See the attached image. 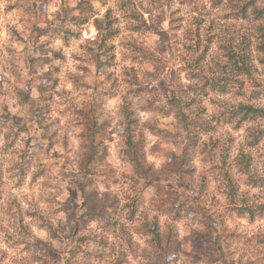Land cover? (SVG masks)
<instances>
[{
    "label": "trees",
    "instance_id": "16d2710c",
    "mask_svg": "<svg viewBox=\"0 0 264 264\" xmlns=\"http://www.w3.org/2000/svg\"><path fill=\"white\" fill-rule=\"evenodd\" d=\"M190 2L195 3V0ZM251 4L252 0H248L240 6L244 16ZM132 5V0L122 1V6L136 19L132 31L141 34L143 40L158 36L159 44L149 47L144 42H133L130 45V63L123 68H130L132 72L125 88L117 84V79L111 81V74L106 73L107 66L116 57L115 47L110 43L116 31L110 27L109 12L93 19L97 36L89 44L87 59H79L92 63H80L81 75L74 76L71 89L56 88L53 69L43 73L47 82L33 88L31 85L22 88L14 84L13 77L1 76L0 104L4 111L0 113V134L4 137L0 145V202L7 180L3 177V166L10 160L8 153L13 155L15 177L11 179H15L17 188L31 185L30 179L34 177L30 170L38 168L35 175L38 170L43 172L45 164L33 165L35 151L32 146L38 134L48 143V155L57 161V175L65 184L64 190L69 191L64 200L52 193L41 195L42 200L48 202L42 207H37L41 199L36 198L32 203L24 193L11 200L17 212H23L14 215L18 217V231H25L30 240L25 239V248L11 256L10 262L94 264L95 260L103 263L107 257L102 251L88 258L92 256L89 251L93 241L91 228L101 226V221L105 220L103 212L109 217L113 209H120L122 223L113 219L100 227L103 235L120 231L118 235L112 234L117 239L115 246L117 243L119 248L112 264H129V259L138 264H264V231L259 247L249 255L242 242L238 247L234 228L228 223L229 219L264 220V173L257 172L254 158V151L264 142V107L211 97L223 108L208 118L206 108L199 101L210 91L224 94L232 82L244 85V78H249V83L253 81L252 89L258 90L249 67L252 60L249 55L253 53L251 39L241 34V47L236 49L231 43L223 44L219 56L216 52L210 55L207 34L196 33L200 47L194 49L190 58H182L187 79L181 82L172 63L174 19L170 11H164V5H161V11L156 7L148 8L145 10L151 16L146 18ZM252 8L256 17H262L264 9ZM76 11L79 15L74 14ZM31 18L34 20L35 14ZM66 18L70 19L71 26L90 21L93 18L91 0H79L73 7L65 9L63 18H58L59 23L49 22L40 27L34 21L25 38L27 58L33 47L31 50L37 58H42L43 62L47 59L45 51L49 53L50 50L44 41H39L42 36H57L64 41L81 38L80 33L75 34L66 27ZM260 33L264 38V25L260 26ZM259 41L257 43L264 51V39ZM209 55L219 72L204 75L201 68L204 57ZM91 66L96 70L104 69L108 76L104 85L90 87L84 83ZM16 68L12 67L8 72L15 74ZM30 70H33L31 65ZM85 88L88 91L86 99L72 98ZM34 89L38 93L35 97L32 95ZM255 95L261 96L259 90ZM6 97H10L20 110H28L31 124L12 115L6 107ZM56 98L64 100L59 104ZM112 101L121 110L122 128L112 138L104 140L102 135L113 127L109 108ZM57 109H60V117L54 115ZM66 114L70 118L67 126L79 130L81 140L78 144L75 141L74 145L68 131L63 134L59 126ZM167 116L173 123V130L157 124ZM218 126H230L233 131L215 137L213 132ZM234 132L246 135V143H238L233 137ZM98 136L101 137L99 141ZM25 137L27 143L22 145ZM170 143L179 145L180 151L163 152L168 160L159 161L160 146ZM111 157L121 166L130 168L125 174L126 184L117 195L114 193L117 189L112 188L118 177L115 165L110 163ZM56 204L64 207L61 214L57 215L53 210ZM28 219H31L30 223ZM198 222H207V225L201 227ZM86 223L90 230L84 227ZM125 223L129 226L125 227ZM180 224L194 226L186 237L192 244L190 251L183 247L186 241L179 231ZM30 226L34 230L32 233L45 234L44 242L29 232ZM136 237L147 246L143 254L136 244ZM239 237L245 239L242 234ZM54 241L59 243L58 248Z\"/></svg>",
    "mask_w": 264,
    "mask_h": 264
},
{
    "label": "rangeland",
    "instance_id": "374dc122",
    "mask_svg": "<svg viewBox=\"0 0 264 264\" xmlns=\"http://www.w3.org/2000/svg\"><path fill=\"white\" fill-rule=\"evenodd\" d=\"M78 1L79 0H0V79L2 75H5L7 78L13 77L15 80L14 84H17L22 88L31 85L33 88L40 83L44 84L47 82L43 73L47 70H50L51 72V69H53V76H55L57 80L56 88L61 90L71 89L73 87L74 76L81 75L78 69L80 63L83 62L88 65L89 63H92L88 61L84 62V60L79 59L81 57L87 59V52L91 47L89 44L97 36V31L93 25V19L95 17H102L109 12L108 19L111 22L110 27L112 26L116 31V35L110 39V43L115 47L114 51L116 57L115 60H112V63L107 66L106 73L111 74V81L117 79V84H122L125 88L127 85L126 80L132 72L130 68L127 70L123 68L130 63V45L133 42L139 44L144 42L145 45L153 47L157 43L159 44V38L158 36H154L143 40L141 34L132 31L136 19L132 18L131 13L122 6L123 0H91L93 18L90 21L82 25L71 26L70 19L66 18L68 21L66 27L75 34L80 33L81 38L72 37L67 41H64L57 36H52L50 38L42 36L39 38V41H44L50 50L49 53L45 51L47 59L43 62L42 58H37L36 54L31 50L33 47L30 48V57L33 59L31 60L30 57L27 58V43L25 38L30 31V27L34 25L33 22H38L40 27H43L45 23L49 22L55 24L59 23L58 18L59 16L63 18L64 10L73 7ZM247 1L248 0H220L219 2H215L214 0H195V3H191L190 0H132V6L138 8L140 12L144 13L146 18L151 15L149 12H146L145 9L149 8L150 10L153 7H156L161 11V5H164V11H170V15L173 16L174 24L172 25L174 28L171 32V43L174 44H172L171 47V55L173 57L172 63H174L176 72L180 74L181 82H184L187 79L185 74L187 71L186 65L182 58L185 56L190 58L194 54V49L200 47L197 45L196 33L207 34V39H210V55L216 52L219 56L222 53L223 44L231 43L234 48H240L241 34H244V36L251 39V42L253 43L251 49L253 53L249 55V57L252 56V60L249 64L251 79L255 81V87L259 90L261 96L256 97L255 93H257L258 90L252 89L253 81L249 83V78H244L246 81L244 85H240L237 82L230 83L229 88L224 94L210 91V94L208 93L206 96H202L203 99L199 98V101L203 104L204 108H206L205 115H207L208 118L211 117L212 114L218 113V111L223 108L220 103L213 102L211 97L219 98L222 101H229L234 104L240 101H246L264 107V51H262L263 47L257 43L259 40L262 41L264 39L260 33V26L264 25V12L260 18L252 13V7L264 9V0H252L251 7H247V13L244 16V12H240V6ZM157 12L158 11L156 10V13ZM33 14H35L34 20L31 18V15ZM74 14L79 15L77 11ZM161 47L165 48V45L161 44ZM56 55L60 56L57 57ZM210 55L204 57L205 61L203 63V68H201L204 75H212L213 73L219 72L218 68L211 60ZM50 57L55 58L48 60ZM30 65L33 68L32 71L30 70ZM16 66L15 74H10L8 72L9 69ZM147 69L150 71L151 67L148 66ZM106 73L104 74V69L96 70L91 66L90 72L86 74L84 83L90 87L94 85L102 86L105 84L108 77ZM87 94L88 91L85 88V90H81L80 95L74 94L72 98L84 100L86 99ZM32 95L34 97L38 95L36 89L33 90ZM6 99V107L11 111L12 115L19 120L25 119L28 124H31L29 113H27L28 110L22 111L19 107L13 104V100L10 97H6ZM63 100L64 98H56V101H58L59 104L62 103ZM109 108L112 111L113 127L110 131H106L102 135L104 140L112 138L114 133L120 131L122 128L120 121L121 110L118 107V104L112 101L109 104ZM3 111L4 108L0 104V113ZM54 115L60 117V109L55 110ZM68 121H70V118H68V115L66 114L59 123L62 133L64 134L68 131L67 134L71 139L70 141H72L74 145L76 143L78 144L81 140L78 136L79 130L74 131L72 125L68 127ZM157 124L165 129H174L173 123L170 122L168 116L166 117V120L161 119ZM229 127L218 126L213 132L215 137L227 134L225 132L228 131L232 132L233 130ZM31 131L33 133L35 132L33 131V128ZM37 136L38 137L32 146L35 151L33 165H36L39 162L45 165L42 166L43 172L38 170L37 175H35L34 172L38 168L30 170L34 177L30 179L31 185L22 186L21 189L14 186L15 179H11V177H15L13 176L15 171L13 169L12 153L7 154V158L9 157L10 160L5 166H3V177H7V180L2 190V199L0 202L2 203V205L0 204V264H12V262H10L11 256L16 253H21L22 249L25 248V239L30 240V238L26 237L25 231L22 233L18 231V217H14L17 208L12 205L11 200L13 198H19L21 194L24 193L27 199L32 203L37 199L38 201L41 199L39 202L37 201V207H42V205H48V202L42 200L43 197H40L41 195L49 193L56 194L57 197H60V200H64L69 195V191L64 190L65 184L60 182L57 175L59 170L57 161L48 155V143L41 138L40 134ZM3 137L4 134H0V145ZM26 137H28V135ZM26 137L24 138L22 145L24 142L27 143ZM233 137L238 143H246V135L244 134L234 132ZM61 140L62 136L60 138V141ZM99 140H101L100 136L97 137V141ZM108 143L111 142L108 141ZM178 146L179 145L174 143L162 144L157 159L166 162L168 157L163 152H179L180 148ZM263 152L264 142L258 146L256 151H254V158L256 159L255 165L257 166V172L259 174L264 173V156H261ZM68 155L70 158L72 157V154ZM110 163L115 165V171H117L118 178L112 184V188L117 189L114 192L117 195V193H120L121 188L126 184L125 174L130 172V168L128 166H121L120 162L116 163L114 157L110 158ZM27 177L31 176L28 175ZM96 191L99 193L98 189H96ZM112 199L113 198H111V200ZM78 205L79 204H77V206ZM28 206L30 207L31 205ZM63 209L64 207L60 204L53 206V210L55 212L57 211V215L61 214ZM17 213L22 214L23 212ZM103 213L105 214V222L101 221V226L91 228L93 231V241L89 246V251L92 256H89L88 258L94 257V253L102 251L104 257H107V260H104L103 263H98L93 260L94 264H112V261L117 257L119 251L117 243L116 246L114 243L117 239L113 238L112 234L118 235L120 234V231L103 235L101 228L106 225V223H110L113 219L122 223V215L119 214L120 209H113L111 216L109 215V217L106 212ZM28 220L30 223L31 219ZM198 223L201 227L207 225V222ZM228 223L234 228L233 233L237 236L235 241H237L238 247H240L242 242L244 250L248 252L247 254L253 255L260 245L259 239L262 237L264 231V220L255 219V221H251L248 219H229ZM124 226L128 227L129 224L125 223ZM84 227L87 230H90V225L88 223L84 224ZM192 227H194L192 224L179 225V231L181 232L184 242L186 241V237L191 234L190 229ZM191 230L193 231V228ZM33 231L34 230H32L30 226L29 232L32 233ZM240 233L245 239L239 237V235L241 236ZM32 234L36 235L42 242L45 241L46 236L44 233L36 231ZM102 237L103 239L101 241ZM136 244L141 247V252L143 254L145 252L144 250L147 249V246L143 244L140 237H136ZM54 245L56 248L59 247L58 242L54 241ZM67 247L68 246H66V249ZM183 247L186 251H190L192 244L187 240ZM129 264L138 263L133 259H129Z\"/></svg>",
    "mask_w": 264,
    "mask_h": 264
}]
</instances>
